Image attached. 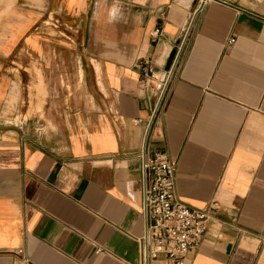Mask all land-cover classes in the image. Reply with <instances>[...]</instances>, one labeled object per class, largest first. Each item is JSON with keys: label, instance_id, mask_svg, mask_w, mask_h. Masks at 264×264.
I'll use <instances>...</instances> for the list:
<instances>
[{"label": "crops", "instance_id": "0c3cea01", "mask_svg": "<svg viewBox=\"0 0 264 264\" xmlns=\"http://www.w3.org/2000/svg\"><path fill=\"white\" fill-rule=\"evenodd\" d=\"M200 5L0 0V264H140L143 148L210 215L184 264H264V0Z\"/></svg>", "mask_w": 264, "mask_h": 264}, {"label": "built area", "instance_id": "2783aa9c", "mask_svg": "<svg viewBox=\"0 0 264 264\" xmlns=\"http://www.w3.org/2000/svg\"><path fill=\"white\" fill-rule=\"evenodd\" d=\"M208 1L210 0H201L200 6ZM195 18L196 14L188 22L181 41L174 49L166 77L158 88L159 101L180 65L182 54L194 28ZM155 35L159 37L161 31L156 30ZM228 42L233 43V40L230 39ZM141 72L144 80L149 81L153 78L150 61L143 62ZM140 174V209L144 219V235L140 239V264H149L161 255L171 264H184L187 255L201 245L210 215L206 209H192L178 200L175 190V164L168 161L164 155H150L143 148ZM17 254L22 252L18 251Z\"/></svg>", "mask_w": 264, "mask_h": 264}, {"label": "rangeland", "instance_id": "374dc122", "mask_svg": "<svg viewBox=\"0 0 264 264\" xmlns=\"http://www.w3.org/2000/svg\"><path fill=\"white\" fill-rule=\"evenodd\" d=\"M193 17H194V16H193ZM192 19H193V18H192ZM180 41H181V39H180ZM180 41H179V42H180ZM179 42L177 43V45L179 44ZM177 45H176V46H177Z\"/></svg>", "mask_w": 264, "mask_h": 264}, {"label": "water", "instance_id": "95a60500", "mask_svg": "<svg viewBox=\"0 0 264 264\" xmlns=\"http://www.w3.org/2000/svg\"><path fill=\"white\" fill-rule=\"evenodd\" d=\"M169 64H170V61H169ZM169 66V65H168Z\"/></svg>", "mask_w": 264, "mask_h": 264}]
</instances>
